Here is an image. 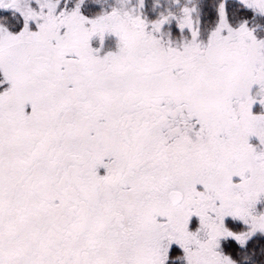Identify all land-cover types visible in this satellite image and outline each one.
I'll return each mask as SVG.
<instances>
[{
    "label": "snow or ice",
    "instance_id": "obj_1",
    "mask_svg": "<svg viewBox=\"0 0 264 264\" xmlns=\"http://www.w3.org/2000/svg\"><path fill=\"white\" fill-rule=\"evenodd\" d=\"M0 264H264V0H0Z\"/></svg>",
    "mask_w": 264,
    "mask_h": 264
}]
</instances>
